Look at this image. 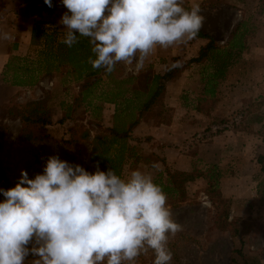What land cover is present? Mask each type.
<instances>
[{
	"label": "rangeland",
	"instance_id": "374dc122",
	"mask_svg": "<svg viewBox=\"0 0 264 264\" xmlns=\"http://www.w3.org/2000/svg\"><path fill=\"white\" fill-rule=\"evenodd\" d=\"M186 1L184 6L190 8L191 4ZM5 3L0 0V12ZM199 5L200 15L204 17L200 31L211 34L218 44L225 45L239 23L244 22L249 30L245 37L248 46L230 67L226 78L220 80L214 97L204 91V63L189 62L200 51L199 45L193 43L197 37L187 43L186 58L178 54L184 44L163 52V55L174 53L171 68L178 64L184 66L176 76L184 72L182 82L171 84L174 77L166 88V93L170 90L171 95L176 94L171 96V101L181 111L174 112L175 106L166 103L165 93L162 104L155 108L156 111L162 110V116L157 118L150 113L144 119L171 125L177 114V118L183 119L174 124L179 135L175 136V141L162 142L157 134H150L146 129H133L129 139L131 150L122 178L126 179L132 170L139 169L150 173L156 184L172 186L171 176L178 180L187 177L186 173L196 176L194 180H185L184 189L181 187L179 192L168 193L162 188L167 195L172 219L182 226L181 231L168 237L167 247L173 254L170 264H232L233 259L243 261L248 258L264 261V205L253 211L248 208L256 200H264V171L258 162V157L264 154V122L261 123L264 121V0H202ZM36 12V8L27 4L20 17L27 20ZM36 56L37 53L30 59H36ZM117 65L123 69V74L132 75L125 65ZM60 71L53 74L54 83H48V79H44L48 75L42 74L37 84L23 86L25 88L19 89L14 96V90L5 91L7 99L14 98L17 104H42L50 121L46 124L50 136L21 142L22 130L43 126L0 112V125L6 128V141L0 149V167L6 170L11 181V185L0 182V189L15 187L21 180L22 171L28 173L29 179L42 174L48 157L53 155L95 172L96 166L90 161L93 139L102 130L99 125L111 127L100 119L103 102L94 99L91 106H80L71 112V117L62 120L66 110L63 103L73 101L79 85L64 84L62 73L66 70L62 68ZM142 71L144 77L152 78L157 70L148 66ZM43 80L46 83L40 85ZM106 114L111 119V112ZM194 121L197 123L192 125ZM86 130L89 135L83 139ZM159 136L164 138L166 134ZM154 162L158 169L152 167ZM241 171L253 172L244 175ZM22 186L27 187L26 184ZM248 193L250 196L245 198ZM4 199L0 194V202ZM235 199H246L244 202L251 215H235ZM246 235H252L249 246L244 245ZM154 258L155 254L150 250L135 264H152ZM32 259L28 257L27 262L30 264Z\"/></svg>",
	"mask_w": 264,
	"mask_h": 264
},
{
	"label": "clouds",
	"instance_id": "9594fccd",
	"mask_svg": "<svg viewBox=\"0 0 264 264\" xmlns=\"http://www.w3.org/2000/svg\"><path fill=\"white\" fill-rule=\"evenodd\" d=\"M53 7L52 0H44ZM60 43L69 48L86 37L93 69L112 73L117 64L139 73L159 47L194 40L204 21L200 5L185 0H60ZM0 38L11 41L7 32ZM153 168L158 169L154 162ZM27 185L24 187L22 185ZM0 264H135L150 250L152 264H170L169 234L182 226L172 219L167 195L150 173L113 169L95 172L48 157L42 174L0 189Z\"/></svg>",
	"mask_w": 264,
	"mask_h": 264
},
{
	"label": "trees",
	"instance_id": "16d2710c",
	"mask_svg": "<svg viewBox=\"0 0 264 264\" xmlns=\"http://www.w3.org/2000/svg\"><path fill=\"white\" fill-rule=\"evenodd\" d=\"M23 1L31 6L42 5L44 9L49 8L44 0ZM52 3L54 4L55 0H52ZM39 24L41 23L38 21L34 27V36L45 35V47L37 51L36 59H32L30 64L24 63L23 66L18 67L13 66V60L10 61L6 66V80L17 86H32L39 82L42 74H58L62 68L65 69V73H62L64 84L77 83L79 91L74 94L71 103H63L66 110L62 120L71 117V112L80 106H91L94 99L101 100L103 103H113L115 105L113 125L111 127L99 125L102 130L93 139L90 161L96 167L99 166L101 171H107L108 168H111L122 177L128 152L131 150L129 139L133 129L145 120L146 114L152 113L157 118L162 116V110L156 111L155 108L162 104L168 82L176 77L184 69V66L178 64L165 74H155L152 78L144 77L143 71L136 75H125L123 69L118 65L112 73L107 74L103 68L93 69L88 63L89 57L95 59L88 38L79 37L78 43L69 48L60 43V40L57 41L55 33L42 32ZM248 32L245 23L241 22L233 31L229 41L225 45H220L211 34L199 30L197 38H206L208 42L201 47L199 54L191 58L189 62L204 63L202 81L205 83L206 95L215 96L220 80L226 78L230 67L235 65L242 52L247 48L248 43L247 39L245 41V37ZM11 70L15 71L12 75H10ZM200 100L203 101V98ZM0 112L4 113L5 116L20 117L21 120L43 126L30 131L22 130L19 135L21 142H33L50 136L46 127L50 121L47 118L45 108L40 103L20 105L13 98L0 105ZM259 119L262 120V117ZM5 129L4 125H0V149L6 141ZM88 135L89 131L86 130L82 134V138L84 139ZM258 162L262 164V171H264V154L258 157ZM186 174L187 177L182 180L171 176L172 186H164L162 183L159 185L168 193L179 192L181 187L184 189L185 180L191 181L196 178L193 173ZM0 182L11 185L9 175L1 167ZM238 252L242 253V251ZM26 264L29 263L26 261ZM232 264L262 263L257 258H248L243 261L233 259Z\"/></svg>",
	"mask_w": 264,
	"mask_h": 264
},
{
	"label": "crops",
	"instance_id": "0c3cea01",
	"mask_svg": "<svg viewBox=\"0 0 264 264\" xmlns=\"http://www.w3.org/2000/svg\"><path fill=\"white\" fill-rule=\"evenodd\" d=\"M6 1L4 10L0 12V34L7 32L10 33L14 39L11 41L4 40L0 38V102L5 103L8 101L7 95L5 96V91L14 90L12 91L13 96L15 94H18L16 92H19L18 90L21 88V86L13 85L10 81L6 80L5 72H6V66L10 61L13 60V66H23L24 63L30 64L32 59L30 57L35 53H37L38 50L43 49L46 45V39L45 35L38 34L34 36V27H36V23L39 21L41 24L42 32L45 33H55L56 39L61 40L65 35V30H63V25L59 23L61 16L64 12L67 11L65 7H63L58 0H55V3L53 4L52 8L44 9L42 5L39 6H33L37 9L36 14H32L27 20H22L20 17V14L22 13V10L27 6V4L23 0H4ZM23 1V2H22ZM202 0H188L189 4L197 3L199 4ZM187 1L185 0V3ZM193 42L194 44H198V49L206 44L207 40L205 38H196ZM188 45V46H186ZM184 44L185 47L181 48L178 51V54H182V58L185 57V52L187 51L185 48L188 47L189 44ZM168 49H171V47L167 49H161L157 48L145 61L144 68L152 67V69L155 71V74H164L171 68L170 61L172 60L171 57L174 56V53H168V55H163V52L167 51ZM35 52V53H34ZM176 56V55H175ZM195 56V55H194ZM30 59V60H29ZM25 60V61H24ZM15 71L11 70L10 75H12ZM21 72V71H20ZM22 73V72H21ZM130 74V73H128ZM134 73L132 71L131 73ZM182 76H184V72H181L178 77L174 78L170 83L173 85H177L182 82ZM10 77V76H9ZM44 79H48V83H54L52 81L53 75L45 76ZM43 80L39 84L42 85L46 83V81ZM11 84V85H10ZM176 95V94H175ZM175 95H171V91L169 90L166 93V103L171 104L172 106H175V111H181L180 108L177 107L176 103H172V97ZM172 96V97H171ZM175 102V100H174ZM100 115L102 123L106 124V126H112L113 125V119L112 116H114L115 113V105L112 103H103L100 105ZM111 112V119H108L106 112ZM104 118V119H103ZM173 123L171 125L166 124H156L152 121H146L143 120L139 126H137L134 131L136 130H142L146 129L150 134L158 135L157 137L162 140V142H171L170 140L175 141V136L179 135V132L177 131L175 127V123L177 125L178 122H182L183 119L180 117L177 118V114L173 116ZM111 120V121H110ZM178 120V121H177ZM197 121V120H196ZM194 121L192 125H195L197 122ZM262 121L261 123H263ZM159 132V133H158ZM163 133L166 134V137L161 138L159 135ZM178 133V134H177ZM168 140V141H167ZM169 151V150H168ZM246 168V167H244ZM242 167V169H244ZM249 169V168H246ZM244 175H251L253 171H241ZM248 195L250 196V193H248L245 198H248ZM237 201L234 202L233 206V212L237 216H246L251 215V212L247 211V206L245 205L246 199H235ZM264 205L263 201H255L254 205H248V208H250L251 211L254 209H262V206ZM253 235V234H252ZM252 235H246L244 237L245 246L250 245V238ZM254 237V236H253ZM251 248L255 249V246H251ZM260 258V257H259ZM260 261L262 264H264V261L260 258Z\"/></svg>",
	"mask_w": 264,
	"mask_h": 264
}]
</instances>
